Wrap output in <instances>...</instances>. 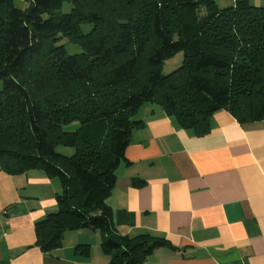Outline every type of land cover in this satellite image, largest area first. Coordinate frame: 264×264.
I'll return each mask as SVG.
<instances>
[{"label":"trees","instance_id":"obj_1","mask_svg":"<svg viewBox=\"0 0 264 264\" xmlns=\"http://www.w3.org/2000/svg\"><path fill=\"white\" fill-rule=\"evenodd\" d=\"M25 1L0 0V170L42 169L59 180L57 209L35 224L36 245L50 252L67 232L87 228L100 234L107 264H143L155 249L175 248L150 232H116L106 203L116 170L127 162L132 130L144 124L145 105L198 135L222 109L240 123L264 120V5ZM66 43L80 52L67 53ZM178 52L182 64L163 74ZM71 122L75 128L65 130ZM76 251L86 255L89 247Z\"/></svg>","mask_w":264,"mask_h":264},{"label":"crops","instance_id":"obj_2","mask_svg":"<svg viewBox=\"0 0 264 264\" xmlns=\"http://www.w3.org/2000/svg\"><path fill=\"white\" fill-rule=\"evenodd\" d=\"M138 118L106 203L120 235L150 232L175 247L143 264H264V120L240 123L222 109L198 135L156 105ZM60 189L42 169L0 170V264L108 263L100 234L87 228L50 252L36 245L35 224L57 209Z\"/></svg>","mask_w":264,"mask_h":264},{"label":"rangeland","instance_id":"obj_3","mask_svg":"<svg viewBox=\"0 0 264 264\" xmlns=\"http://www.w3.org/2000/svg\"><path fill=\"white\" fill-rule=\"evenodd\" d=\"M215 1L219 7H224V6L232 4V0H215ZM250 2L253 5H264V0H250ZM14 3L17 7L18 6L23 7V4H25L26 1L25 0H15ZM70 7H71V4L69 2H65L62 7V11L67 12L70 10ZM88 29H89V25L84 26V31H87ZM65 41H66V38H63L61 43H65ZM65 48H66L67 53L69 54L77 53V52H80L81 50L79 45L72 44V43H66ZM182 59H183V53L178 52L173 57L165 60L162 65V73L167 74L173 71L174 69L178 68L182 64ZM1 88H2V81L0 80V90ZM76 124L77 122H73V123L71 122L69 124H66L64 125V129L72 130L73 128H75ZM57 151L62 154L71 155L74 149L72 147H67V146H58ZM69 234H70V231H69Z\"/></svg>","mask_w":264,"mask_h":264}]
</instances>
